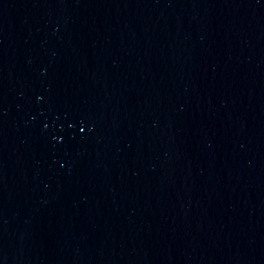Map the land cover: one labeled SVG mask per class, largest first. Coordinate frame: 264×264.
Listing matches in <instances>:
<instances>
[{
  "label": "water",
  "instance_id": "obj_1",
  "mask_svg": "<svg viewBox=\"0 0 264 264\" xmlns=\"http://www.w3.org/2000/svg\"><path fill=\"white\" fill-rule=\"evenodd\" d=\"M0 264H264V0H0Z\"/></svg>",
  "mask_w": 264,
  "mask_h": 264
}]
</instances>
